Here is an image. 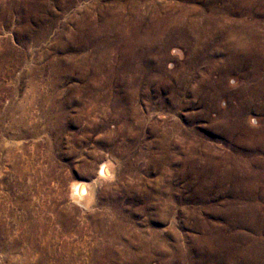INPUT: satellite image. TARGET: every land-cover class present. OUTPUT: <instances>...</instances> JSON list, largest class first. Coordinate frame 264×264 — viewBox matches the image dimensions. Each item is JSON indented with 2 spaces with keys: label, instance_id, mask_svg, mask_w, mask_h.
I'll list each match as a JSON object with an SVG mask.
<instances>
[{
  "label": "rangeland",
  "instance_id": "obj_1",
  "mask_svg": "<svg viewBox=\"0 0 264 264\" xmlns=\"http://www.w3.org/2000/svg\"><path fill=\"white\" fill-rule=\"evenodd\" d=\"M44 257L264 264V0H0V264Z\"/></svg>",
  "mask_w": 264,
  "mask_h": 264
},
{
  "label": "bare ground",
  "instance_id": "obj_2",
  "mask_svg": "<svg viewBox=\"0 0 264 264\" xmlns=\"http://www.w3.org/2000/svg\"><path fill=\"white\" fill-rule=\"evenodd\" d=\"M112 174V171L110 170L109 164L108 163H103L100 167L99 173L97 175L98 179H104V178H108L110 175ZM95 182H92L90 184L87 185H83V184H73L71 186V190L69 191L72 197V200H74L75 203L80 204L81 202L82 205H87L88 203H90L89 200H91V195H93L92 193H94L95 190ZM69 194V195H70ZM89 201V202H88ZM84 207V206H83ZM30 216V215H29ZM59 220V218L57 219ZM41 220H37L34 219L32 220V222L30 223L29 226V230L32 233V235H36L39 233H42L44 231V226H42L41 224ZM57 223V222H56ZM19 227V226H18ZM17 229V228H16ZM18 231V230H17ZM29 232V233H30ZM28 233V234H29ZM25 236V235H24ZM28 236V235H27ZM26 238V237H25ZM37 238V237H36ZM25 240V239H24ZM31 240V238H30ZM37 240V239H36ZM27 241V240H26ZM53 241V240H52ZM44 242V241H43ZM30 243V242H29ZM24 244V243H23ZM49 244V243H47ZM47 248V253H51L50 249H48V246H46ZM32 248V246H31ZM40 249V248H39ZM35 251V250H34ZM54 252V251H53ZM45 253V252H44ZM58 254V253H57ZM26 255V254H25ZM60 257V256H59ZM59 257H55V263L56 264H61ZM29 258V257H28ZM39 259V258H38ZM37 263V262H36ZM40 264H49V261L46 257L42 258L40 260ZM52 264V263H51Z\"/></svg>",
  "mask_w": 264,
  "mask_h": 264
}]
</instances>
